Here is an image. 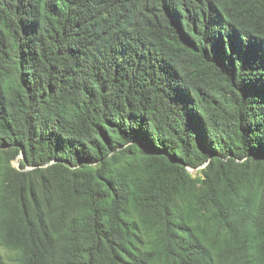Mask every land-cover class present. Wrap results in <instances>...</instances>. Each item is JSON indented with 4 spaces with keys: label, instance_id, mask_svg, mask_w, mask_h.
Wrapping results in <instances>:
<instances>
[{
    "label": "trees",
    "instance_id": "obj_1",
    "mask_svg": "<svg viewBox=\"0 0 264 264\" xmlns=\"http://www.w3.org/2000/svg\"><path fill=\"white\" fill-rule=\"evenodd\" d=\"M2 248L264 264V0H0Z\"/></svg>",
    "mask_w": 264,
    "mask_h": 264
},
{
    "label": "rangeland",
    "instance_id": "obj_2",
    "mask_svg": "<svg viewBox=\"0 0 264 264\" xmlns=\"http://www.w3.org/2000/svg\"><path fill=\"white\" fill-rule=\"evenodd\" d=\"M14 164L16 166H19V162L16 160L14 161ZM190 173L196 177L201 175V172L199 169H189ZM1 259H2V264H19L15 254L12 251H9L8 249L2 248L1 250Z\"/></svg>",
    "mask_w": 264,
    "mask_h": 264
}]
</instances>
